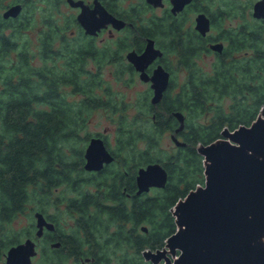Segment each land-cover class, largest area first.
Instances as JSON below:
<instances>
[{"label":"trees","instance_id":"obj_1","mask_svg":"<svg viewBox=\"0 0 264 264\" xmlns=\"http://www.w3.org/2000/svg\"><path fill=\"white\" fill-rule=\"evenodd\" d=\"M21 26L23 24L19 23L16 27L17 35L22 32ZM250 30L249 34L243 31L233 34L231 29L222 32L226 46L222 54L216 55L208 71L196 64L200 50L208 51V38L202 41L200 50L199 42H167V53L173 54L177 65L185 67L187 71V81L178 92L172 93L171 87L167 89V118L159 115L157 122L127 118L119 121L118 149L113 163L115 169L107 168L101 176L96 177V183L92 182L100 191L103 190L104 201L86 193L87 200L81 205L86 210L87 204L91 203L99 215L106 217L108 225L113 224L112 232L106 230L108 244L101 250L107 257L115 255L118 264H142L143 250L162 248L165 240L175 232L172 208L189 191L204 183L203 157L197 153L196 146L216 140L223 128L233 130L240 125L249 126L264 107V22L252 24ZM14 35H10V48L12 52H18L11 63V82L0 95H10L11 99L8 106L0 103V207L11 210V213L21 209L29 197L27 190L32 191L33 188V194L37 193L40 187L37 178L48 175L46 183L40 187V193L49 192L63 183L72 191L86 182L91 183V180L82 179L85 177L82 149L76 150L74 167H69L64 158L59 159L58 174H55L57 170L53 166V153L58 144L67 142L69 138L74 141L78 138V132L85 124L83 114H88L91 109L111 106L108 99L110 103L95 94L98 89L87 85L90 79L85 78L81 65L89 55L84 54L82 49L74 53V67H69L67 73L55 69L54 64L48 65V70L44 72L49 73L50 78L41 86V71L21 57L19 52L22 48L17 46L19 41ZM196 44H199L198 48L194 47ZM59 73L73 76L75 92L83 94L72 107L56 97L55 88L59 83L56 76ZM40 87H44L43 101L39 98ZM41 102L47 105L45 110L39 108ZM148 108L151 109V106ZM175 111L184 115V128L178 136L185 145L176 147L167 155L159 154V134L165 130L173 133L178 126L171 115ZM71 112L74 118L62 116ZM52 115L59 116L58 122L53 120ZM201 117L205 118L202 123L199 122ZM135 131L139 139L146 141L145 148L138 151L136 163L132 151L137 139L134 137ZM132 137L133 145L130 142ZM131 145L133 147L129 149ZM61 154L60 151L59 156ZM155 162L160 163L167 172L164 188H155L152 194H141L127 203L121 189L126 187L127 193H131L128 187L132 184L128 185V178L123 172H131L132 169V178L136 165L142 167ZM0 220L7 221V218L0 217ZM96 227L92 226L94 234L97 233ZM142 227H146L147 231L144 232ZM7 245L6 240L0 241V248Z\"/></svg>","mask_w":264,"mask_h":264},{"label":"flooded vegetation","instance_id":"obj_2","mask_svg":"<svg viewBox=\"0 0 264 264\" xmlns=\"http://www.w3.org/2000/svg\"><path fill=\"white\" fill-rule=\"evenodd\" d=\"M30 1H33L31 5L29 4ZM256 1H249L247 5L250 9L251 24H261L264 22V18L258 19L253 17V6ZM28 5L35 6L38 11L36 19L38 25L34 34H27L31 27L30 23L34 20L33 14H29ZM13 6L20 7L19 13L16 16L6 17L4 15L5 12ZM173 7V0H0V95L6 91V87L11 82V63L18 51H11L10 35L15 33L14 38L19 41L17 42V46L22 48L19 52L21 57L25 58L27 62L33 63L41 71V75H39L41 86L50 78V74L44 72L48 70V65L54 64L55 69L61 70V73H67L66 71L69 70V67H74V53L77 49H82L84 54L89 55L81 65L85 72V78L90 79L87 85L94 86L95 89L100 90H96L95 94L103 98V101H113L111 93L107 91L108 87V90L111 88L107 83L106 77H104L105 68L110 65L116 66L114 70L116 80L120 79V76L124 73H128L146 85L145 92L142 93L143 95L139 94L143 97L141 106L144 113L140 116L139 108L137 110L134 108L135 114L131 118L137 121H141V119L148 121L149 119L151 122H157L156 120L159 115L167 118V84L162 91L160 99L153 103L154 88L152 87L153 82L150 80L154 70L160 66L166 74L167 72L169 73L168 87L172 86L173 68L170 64L171 62L177 64V60L173 54L167 53V42H199L200 45L196 44L194 47L198 48L199 45L200 50L202 48V41H206L208 38L206 42L208 51L204 52L201 49L200 56L197 59L207 55L210 51L214 60L217 54H222L226 46V43L223 41L222 32L229 30L221 26L220 19H224V17L230 14L224 10L220 11L219 7H215L211 11L207 10L204 8L203 0H190L181 10L175 12L172 11ZM247 7H244L243 11ZM51 9L57 17L52 15ZM104 11L121 22V26L117 28L110 22H103ZM84 12L88 15V20L93 25H97L96 27L88 30L81 23L80 18ZM48 13L51 15H47ZM202 13L205 14L210 23V28L205 36L196 29V18ZM19 23L23 24V26H21L22 32L17 35L16 27ZM250 26L249 24L241 23L234 29H231V32L239 34L243 31L249 34L251 31ZM213 28L219 29V31L211 36ZM148 42H152L153 48L158 50L161 55L156 56L145 66L143 72L148 80H144L141 78V72L129 61L127 55L131 52L141 55ZM215 43H222L223 48L221 52L210 49V45ZM243 54L245 55L246 52ZM197 66L201 68L200 65L197 64ZM56 78L59 81L55 88L56 97H59L69 107L74 106L76 95H83L75 92L74 77H68L59 73ZM40 88L41 94L39 98L43 101L44 87ZM8 94L9 92L7 91ZM10 102V95L0 96V103H5V106H8ZM39 105L41 110L47 108V105L42 102ZM148 106H151V109ZM72 110L73 108H71ZM71 114L74 113L71 112L68 115L62 116L74 118L75 116ZM88 116V114H83L82 118L84 121H86ZM6 117H9V115ZM118 117L119 121L128 118L123 112ZM52 118L55 122H58L59 116L52 115ZM1 127L0 119V133ZM166 132L167 130L159 135ZM93 137L103 140L113 160L108 164H104L102 169L98 171H87L84 169L86 162L84 154L90 139ZM134 137L137 138L134 140L135 147L132 146L133 137L130 140L132 145L128 147L129 149L133 147V159L136 163L139 157V152L136 148L137 141L139 140L138 132H134ZM4 142H6V139H4ZM71 143H73V139L69 138L67 142L57 145L53 153V166L57 170L55 174H58V161L60 158H64L69 167H74L76 149L74 147L72 149L74 155L70 154L72 147L68 151L65 150ZM117 143L118 133L116 137ZM117 149L118 147L116 146L114 148L109 147L107 141L100 133H96L88 138L86 146L82 151V168L85 174V177L82 179L91 180V183L86 182L81 188L73 191L76 192V196L74 197L62 194L60 196L57 192L60 185L51 188L49 192L40 193V187L46 183L47 175L45 178H37V184L40 187L37 188L36 194L32 193L33 188L32 191L31 189L27 190L29 197L22 204L21 209H17L11 213V210L0 207V217L7 218V221L0 220L1 224L9 223L17 216L28 218V223L20 231V235L23 236L22 238H18L17 235L4 238L0 235V241L6 240L8 244L5 248H0L2 250L0 254L3 259L1 260L2 262L0 261V264H20L23 261L20 255L18 254L8 259V251L10 248L24 244L28 240L33 243L34 249V254L30 256L28 264H109L110 258L104 255L101 248L108 244L106 230L112 232L114 226L112 223L108 225L106 217L101 214L99 215V211L94 209L91 203L87 204L86 210H83L81 205L87 200L86 193L91 196H97L99 201H104L103 190L100 191V188H96V185L92 182H95L96 177L101 176V173L107 168L115 169L113 168V163ZM60 151L62 152V157L59 156ZM139 168V165L135 166L132 178H130L132 169L131 172H123V175L128 178V185L132 184L130 187L127 186L132 191L131 193H127L126 187H122L121 189V194L127 203L140 196V194H137L136 186V176ZM75 175L74 173L73 177ZM61 185H65L72 192L68 185L64 183ZM154 189L151 188L146 194H150ZM53 193L54 195H52ZM29 199L36 202V206H30L29 209H26ZM77 200L78 202L76 203L75 201ZM106 203L105 205H107ZM37 215H40L41 218H38ZM92 226H97V235L93 233Z\"/></svg>","mask_w":264,"mask_h":264},{"label":"water","instance_id":"obj_3","mask_svg":"<svg viewBox=\"0 0 264 264\" xmlns=\"http://www.w3.org/2000/svg\"><path fill=\"white\" fill-rule=\"evenodd\" d=\"M190 0H173V12L179 11ZM19 6H13L5 16H16ZM253 17L264 18V0H257L253 6ZM84 12L81 23L89 30L93 25ZM103 22L117 28L121 22L104 11ZM90 23V24H89ZM210 28L205 14L196 18V29L206 35ZM148 42L144 52H131L127 58L141 72V78L148 80L143 69L156 56L161 55ZM222 43L210 45V49L221 52ZM157 102L169 86V73L159 66L150 77ZM178 126L170 134L176 147L184 146L178 133L184 128V115L172 112ZM203 157L204 183L179 199L171 210L176 230L162 248L145 249L141 255L152 264H264V107L249 125H240L230 130L223 128L220 137L208 144L196 146ZM84 169L98 171L113 160L103 140L90 139L85 149ZM167 183V172L158 163H149L138 169L136 176L137 194L148 193L151 188L161 189ZM41 218L40 215H37ZM144 232L146 227L141 228ZM20 255V264H28L34 254L33 243L12 247L8 259Z\"/></svg>","mask_w":264,"mask_h":264},{"label":"rangeland","instance_id":"obj_4","mask_svg":"<svg viewBox=\"0 0 264 264\" xmlns=\"http://www.w3.org/2000/svg\"><path fill=\"white\" fill-rule=\"evenodd\" d=\"M249 1L251 2L255 0H203V3H204V8H206L209 11L213 10L215 7H219V9L229 12L230 14L224 17V19H220L221 26L227 29H234L235 27L238 26V24L241 23L249 24V26L251 25L250 28L252 27L251 24L252 20H250L251 17L249 16L250 9L247 7ZM244 7L247 8L243 11ZM28 11L29 14H33L34 20L31 21L30 23L31 27L29 28L27 34H34L36 33L37 30L36 26L38 25V21H36L38 17L37 14L38 11L35 8V6H29ZM50 12H52V9ZM47 15H51V14L48 13ZM52 15H54L53 12ZM217 31H219V29L213 28L211 30V36L215 35ZM212 61H213V56L209 51L207 55L197 59V64L200 65L203 70L208 71ZM170 65L173 68V80H172L171 90L172 93H176L181 88V86L185 85L187 81V75H186L187 72L185 69L179 67L174 62H171ZM115 69L116 66H111V65L106 66L105 68L106 75L104 73V77H106L107 83L111 88L109 89V92L111 93L113 98V101L111 102V106L108 108H95L89 111L88 113L89 116L85 121L84 128L78 132V138H76L75 141L73 140V143H71V145L65 148V150L68 151L72 147L70 150L71 155H74L72 152L73 147L76 150L82 149L83 151V149L86 146L88 138L96 133H100L101 136L107 141L109 147L114 148L116 146L117 127L119 124L118 116L121 114V112H123L126 116H128L127 118L128 120H131L132 119L131 117L135 114V112L133 111L134 108L136 110L137 108H139L140 116L142 115V113H144V110L141 106L143 97L139 94L145 92L146 85L141 83L138 79L134 78L133 75H129L128 73H124L123 75L120 76V79L116 80L114 77ZM82 97L83 95H76L75 100L77 98L81 99ZM121 108H124V110H121ZM204 119L205 118L202 117L199 118V122L202 123ZM143 120L145 119H141V121ZM139 125H141V122ZM141 129H143V126L141 127ZM170 134L171 132L167 131L165 134L159 136V144H158L159 154L167 155V153L176 150V146L170 139ZM179 139L181 138L179 137ZM145 146H146V141L144 139H139L137 141L136 148L138 149V151L144 149ZM74 158L76 160L75 155ZM113 168H115V166H113ZM57 192L59 193V195L62 194L70 197L76 196V192L69 191L65 185H60ZM153 192L154 190H152L150 194H152ZM54 193L52 195H54ZM31 199L28 200L26 209H29L30 206H36L35 205L36 202L31 201ZM27 223H28V218L25 216H17L9 223H2V224L0 223V227H1L0 235H2L4 238L7 236L12 237L13 235H17L18 238H22L23 236L20 235V231L25 227ZM109 258H110L109 264H118L115 255H111L109 256ZM141 258L143 261L142 264H152L149 261L148 262L145 261L142 255ZM1 260L3 259H2V255L0 254V261Z\"/></svg>","mask_w":264,"mask_h":264}]
</instances>
